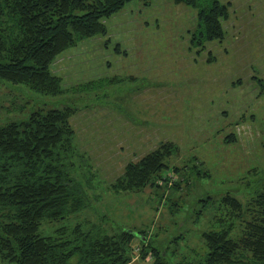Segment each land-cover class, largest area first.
Segmentation results:
<instances>
[{
    "label": "rangeland",
    "instance_id": "1",
    "mask_svg": "<svg viewBox=\"0 0 264 264\" xmlns=\"http://www.w3.org/2000/svg\"><path fill=\"white\" fill-rule=\"evenodd\" d=\"M221 1L230 2L225 38L199 52L189 41L197 24L193 8L172 0H131L104 18L106 36L83 39L56 57L51 71L61 78L63 93L45 95L0 80V126L36 109L75 107L70 123L83 162L76 161L74 175L92 171L90 210L81 216L98 223L105 214L110 227L147 229L165 252L162 264L197 258L204 250L201 233L218 227L221 197L230 193L245 205L264 182V0ZM93 47L96 54L88 55ZM89 79H98L97 86L84 90L80 85ZM78 85L82 89L74 90ZM127 108L137 115L133 128L150 139L134 154L120 152L122 137L114 131ZM231 133L236 139L226 142ZM164 140L178 147L162 172L173 180L136 194L106 189L124 163ZM82 219L74 214L44 222L39 233L54 234L58 226ZM129 264L158 263L155 256L135 253Z\"/></svg>",
    "mask_w": 264,
    "mask_h": 264
},
{
    "label": "trees",
    "instance_id": "2",
    "mask_svg": "<svg viewBox=\"0 0 264 264\" xmlns=\"http://www.w3.org/2000/svg\"><path fill=\"white\" fill-rule=\"evenodd\" d=\"M130 1L0 0V80L45 95L63 93L61 78L51 71L56 57L83 39L106 36L104 18ZM141 1L147 5L152 0ZM172 2L196 11L197 24L189 41L197 52L207 42L225 38L223 22L230 16V2ZM115 49L120 51L119 44ZM97 83L98 79H90L80 87L86 90ZM74 113L75 107L69 105L41 108L22 121L0 126V260L8 264H129L137 253L143 258L155 256L156 263L162 264L165 252L147 229L110 227L105 214L98 223L81 216L83 210H90L92 171L85 168L78 177L74 175L76 161L83 162L70 123ZM235 139L232 133L225 137L226 142ZM177 152L174 142L161 141L137 160L124 163L106 189L122 195L160 187L169 178L162 174L168 167L166 159ZM219 208L214 218L218 227L200 235L203 252L185 264H264V182L245 205L226 193ZM74 214L83 219L58 226L54 234L39 233L44 222Z\"/></svg>",
    "mask_w": 264,
    "mask_h": 264
},
{
    "label": "crops",
    "instance_id": "3",
    "mask_svg": "<svg viewBox=\"0 0 264 264\" xmlns=\"http://www.w3.org/2000/svg\"><path fill=\"white\" fill-rule=\"evenodd\" d=\"M178 9L181 12L183 11L186 12V8H178ZM87 52L88 55H95L96 54L95 47L89 49V51ZM66 56L71 57L72 55L68 53L65 56L61 57L60 59H65L67 58ZM73 58L70 59L69 61L72 62ZM126 112L127 113L125 118L115 119L114 131H117L116 132L117 137H122V139L118 141L117 148L120 150V152H124L126 150L132 149L131 152L134 154L138 151H141V148H139L140 145L145 146L146 145L145 143L150 144V139L149 138L145 139L141 136L140 132L142 128L139 129L133 128L132 118L137 117V115L133 116L131 115V112H135V110L133 108H127Z\"/></svg>",
    "mask_w": 264,
    "mask_h": 264
},
{
    "label": "built area",
    "instance_id": "4",
    "mask_svg": "<svg viewBox=\"0 0 264 264\" xmlns=\"http://www.w3.org/2000/svg\"><path fill=\"white\" fill-rule=\"evenodd\" d=\"M168 177H169L170 179H172V180L174 179V177H173L172 175H169Z\"/></svg>",
    "mask_w": 264,
    "mask_h": 264
}]
</instances>
